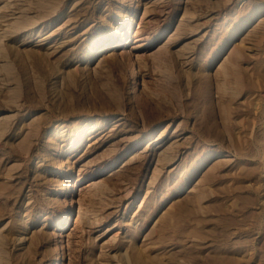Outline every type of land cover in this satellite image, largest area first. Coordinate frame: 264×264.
<instances>
[{"label": "rangeland", "instance_id": "rangeland-1", "mask_svg": "<svg viewBox=\"0 0 264 264\" xmlns=\"http://www.w3.org/2000/svg\"><path fill=\"white\" fill-rule=\"evenodd\" d=\"M56 256L264 264V0H0V264Z\"/></svg>", "mask_w": 264, "mask_h": 264}, {"label": "bare ground", "instance_id": "bare-ground-1", "mask_svg": "<svg viewBox=\"0 0 264 264\" xmlns=\"http://www.w3.org/2000/svg\"><path fill=\"white\" fill-rule=\"evenodd\" d=\"M132 76H133V74H132ZM59 261H60L59 256H56V259L54 260V264H58Z\"/></svg>", "mask_w": 264, "mask_h": 264}]
</instances>
